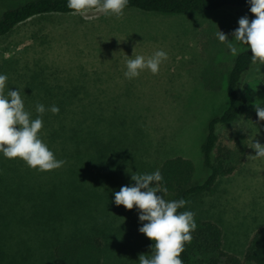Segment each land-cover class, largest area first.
I'll list each match as a JSON object with an SVG mask.
<instances>
[{
  "label": "trees",
  "instance_id": "trees-1",
  "mask_svg": "<svg viewBox=\"0 0 264 264\" xmlns=\"http://www.w3.org/2000/svg\"><path fill=\"white\" fill-rule=\"evenodd\" d=\"M227 8H245L250 21L255 18L247 0H130L126 9L181 16ZM53 14H71L67 0H29L9 8L0 16V38L34 17ZM251 55L246 49L236 56L227 75L228 102L205 124L199 147L201 176L195 161L184 156L165 158L158 164L144 157L145 161V131L137 117H130L128 105L88 98L92 95L85 83H52L39 62L32 73L28 65L21 66L20 59L1 61L0 73L8 76L11 90L24 91L25 106L33 118L39 115L37 103L59 107L58 114H43L42 133L56 158L67 163L39 172L0 153V264H129L130 257L123 260L129 246H133L128 250L132 256L145 254L154 243L147 237L144 247L140 239L129 246L118 244L125 245L135 236L131 235L136 229L131 215L137 210L117 206L114 193L134 185L131 174L160 170L167 199L190 202L215 194L223 178L242 168L249 149L244 128L232 131L226 143L219 128L236 125L249 115L240 89L245 75L259 65H252ZM195 221L192 241L181 254L183 264H264V225L241 257L224 248L219 224L196 217ZM141 226L139 222L136 230ZM127 227L128 233L122 236ZM136 258L131 264L137 263Z\"/></svg>",
  "mask_w": 264,
  "mask_h": 264
},
{
  "label": "rangeland",
  "instance_id": "rangeland-1",
  "mask_svg": "<svg viewBox=\"0 0 264 264\" xmlns=\"http://www.w3.org/2000/svg\"><path fill=\"white\" fill-rule=\"evenodd\" d=\"M27 1L0 0V16ZM244 16L249 18L245 8L181 16L135 9H125L120 18L95 10L84 15L38 16L0 38V62L20 59L21 66L28 65L32 73L39 62L52 83H85L92 95L88 98L128 105V114L137 117L145 131L148 151L144 160L146 157L150 164H158L165 158L184 156L195 161L201 176L199 147L205 124L228 102L227 75L237 56L230 54L216 33L219 30L232 40ZM237 47L239 53L248 49L246 45ZM134 49L135 54L146 57L162 49L169 59L158 74L145 71L128 80L124 76L125 55L131 57ZM240 94L248 102L249 115L236 125L220 127L219 134L226 143L232 131L244 128L249 143L245 163L220 181L215 194L192 199L186 210L193 211L196 218L219 224L224 231V248L242 257L251 237L264 225V159L249 158L255 155L252 142L264 145V121L258 120L255 111L256 104L264 105V66H255L245 75ZM131 216L137 229L139 212ZM136 229L131 241L118 244L129 246L140 239L146 246V236ZM128 231L129 227L122 236ZM131 247L125 248L123 259L130 257L129 264L136 258L128 252ZM149 251L148 245L146 253Z\"/></svg>",
  "mask_w": 264,
  "mask_h": 264
},
{
  "label": "clouds",
  "instance_id": "clouds-1",
  "mask_svg": "<svg viewBox=\"0 0 264 264\" xmlns=\"http://www.w3.org/2000/svg\"><path fill=\"white\" fill-rule=\"evenodd\" d=\"M130 0H67V7L72 15H84L90 10L105 16L120 18L129 5ZM249 10L254 15L251 21L244 16L238 21V28L232 33V40L219 31L217 39L226 45L231 55L239 53L237 44L246 45L251 51L252 65L264 66V0H247ZM136 49V48H135ZM125 55L126 71L124 76L128 80L139 78L141 73L148 71L153 75L160 72L161 65L168 59L164 50H156L150 56L135 54ZM8 76L0 73V153L9 160L19 159L30 169L39 172H51L62 168L67 162L57 159L43 140V114L50 111L58 114L60 109L56 105L48 108L37 103L35 111L39 115L32 117L26 109L24 91L8 87ZM259 121H264V105L255 106ZM256 134V133H255ZM251 148L255 155L250 159H264V145L252 142ZM134 185L122 186L114 193V203L127 210L134 207L139 212L142 226L139 232L154 243L150 247V254H141L138 264H183L181 254L185 245L192 241V233L197 224L195 213L185 209L189 201L181 198L169 200L166 198L168 189L164 185L160 170L152 173L131 174ZM161 193L163 195H158Z\"/></svg>",
  "mask_w": 264,
  "mask_h": 264
}]
</instances>
